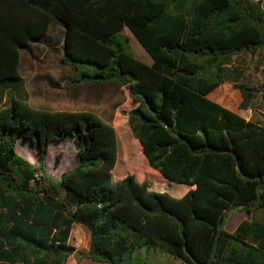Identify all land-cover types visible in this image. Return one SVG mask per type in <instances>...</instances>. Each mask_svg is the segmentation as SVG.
<instances>
[{"label": "trees", "instance_id": "1", "mask_svg": "<svg viewBox=\"0 0 264 264\" xmlns=\"http://www.w3.org/2000/svg\"><path fill=\"white\" fill-rule=\"evenodd\" d=\"M54 20L65 27L60 61L71 86L128 89L134 106L123 114L159 180L114 178L118 135L95 113L29 103L21 54L46 42ZM126 29L151 65L130 53ZM261 50L263 0H0V101L8 102L0 107V264H67L74 254L148 264L135 252L153 249L183 264H264V220L252 216L264 210V124L209 98L232 82L240 108L252 109L256 89L231 67L236 55ZM66 135L78 163L58 188L43 185L50 144ZM19 140L33 144L38 166L18 152ZM236 209L247 218L229 232ZM79 223L90 232L87 250L69 243Z\"/></svg>", "mask_w": 264, "mask_h": 264}, {"label": "rangeland", "instance_id": "2", "mask_svg": "<svg viewBox=\"0 0 264 264\" xmlns=\"http://www.w3.org/2000/svg\"><path fill=\"white\" fill-rule=\"evenodd\" d=\"M51 25L45 43H32L30 51H22L21 72L25 76L29 91V103L33 107L50 111L69 109L95 113L106 122L111 123L118 135L119 153L113 171L114 178L123 179L127 175L141 178L144 174H151L155 180H159L157 179V172L151 169L144 158L141 145L129 129L127 125L128 118L123 114V111L126 112L134 106L129 98L128 89L113 84L100 83L94 89V95L87 94L86 97H82V87L70 85L72 78H67L63 82L68 75L61 71L59 66L61 65L60 57L63 55L65 27L56 20ZM120 38L123 40L126 38L129 41L130 53L136 59L148 65L152 63L151 56L127 29L124 30ZM231 69L240 70L243 73L241 83L256 89L252 110L255 121L264 124V50L256 55L251 53L236 55ZM60 79L63 82L62 85L57 83ZM100 91L103 94L102 97L100 99L98 97L94 98ZM229 98H232L230 94H224V100L227 101ZM6 105H8V102L2 103L1 107ZM17 149L31 164L38 166L36 149L30 141L19 140ZM78 160L77 145L71 135H66L62 141L52 142L45 160L46 179L43 185L51 183L55 188H58L62 174L72 170L77 165ZM148 180L151 181V179ZM155 180L152 182H156ZM180 186L182 189L186 188V185ZM59 192L61 199H63L65 197L64 191L59 189ZM252 216L256 220H264V210H255ZM246 218V214L242 211L237 209L229 211L225 225L227 231L232 232V230H235ZM75 225L71 234V240L73 241L71 245L79 250H87L86 247H89L90 243V237L88 236L90 232L83 224ZM84 228L89 232L85 240ZM135 257L148 264L182 263L180 259L160 250L155 252L137 250ZM84 260L86 259L74 254L68 262L81 264ZM90 263L97 264V262L91 260Z\"/></svg>", "mask_w": 264, "mask_h": 264}, {"label": "crops", "instance_id": "3", "mask_svg": "<svg viewBox=\"0 0 264 264\" xmlns=\"http://www.w3.org/2000/svg\"><path fill=\"white\" fill-rule=\"evenodd\" d=\"M54 22V21H53ZM53 22H52V24H53ZM52 26V25H51ZM51 26H50V29H51ZM50 29H49V31H50ZM48 31V32H49ZM30 46H32V44L30 45ZM22 54H21V64H22ZM62 57V56H61ZM61 57H60V60H61ZM153 62V61H152ZM60 63H61V61H60ZM21 64H20V68H19V71H20V75H21V78L22 79H24L25 80V76L22 74V72H21ZM152 64V63H151ZM150 64V65H151ZM61 68V71H63L65 74H68L67 75V77H65L64 78V81L63 82H65V79H67V78H72V70L68 67V66H66V65H63L62 63H61V65H59ZM58 73H60V72H58ZM64 77V76H63ZM62 81H61V79H60V81H58L57 83L58 84H60V85H62V83H63ZM25 83H26V80H25ZM98 84H100V83H92V82H84V83H82V84H80V85H77L76 87H82L81 88V90H83V93H82V97H86L87 96V94L88 95H94L95 93H94V89L95 88H97V86H98ZM26 88H27V85H26ZM222 88H225V89H222ZM218 89V88H217ZM216 89V91L214 92H212L210 95H209V98L211 99V100H213V101H215V102H217V103H219V104H221L222 106H224L225 108H227V109H229V110H231V111H233V112H235V113H237V114H239V115H241L242 117H244L245 119H247V120H252V121H255V118H254V114H253V110L252 109H248V110H244V109H241L240 108V105H241V103H242V101H243V97H242V93L238 90V89H236L235 87H234V84L232 83V82H225V83H223V84H221V86L219 87V89L217 90ZM27 91H28V88H27ZM60 93V92H59ZM230 94L231 96H232V98H229V100H224V94ZM57 94H58V92H57ZM28 95H29V91H28ZM102 93H101V91L97 94V95H95L94 96V98H96V97H98L99 99L102 97ZM30 96V95H29ZM30 98V97H29ZM5 102H7L6 101V98H5V100H3V101H0V107L2 106V103H5ZM36 108V107H35ZM38 109H42V108H38ZM48 111H50V110H48ZM51 111H69V112H76V110L74 111V110H69V109H61V110H51ZM256 122V121H255ZM19 143V142H18ZM75 225V224H74ZM76 226V225H75ZM75 226H73V228L75 227ZM239 226V225H238ZM237 226V227H238ZM236 227V228H237ZM87 229H85L84 228V240L86 239V236H87V233L89 234V232L87 231ZM235 230H232V232H234ZM71 234H72V232H71ZM89 237H90V235H88ZM83 240V241H84ZM71 242H73L72 240H71V237H70V240H69V243L71 244ZM86 249H88V246L86 247ZM148 251H152V252H155V250L153 249V250H148ZM166 254V253H165ZM92 261V260H91ZM94 262V261H93ZM182 262V261H181ZM68 264H74V263H72V262H68ZM81 264H92V263H90V260L89 259H86V260H84ZM97 264H103V263H98L97 262ZM182 264V263H181Z\"/></svg>", "mask_w": 264, "mask_h": 264}]
</instances>
